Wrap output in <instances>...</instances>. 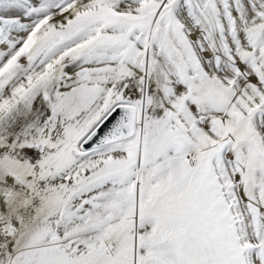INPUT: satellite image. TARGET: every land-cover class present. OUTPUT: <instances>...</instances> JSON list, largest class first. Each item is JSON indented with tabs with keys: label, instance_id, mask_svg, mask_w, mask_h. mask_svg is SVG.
<instances>
[{
	"label": "snow or ice",
	"instance_id": "snow-or-ice-1",
	"mask_svg": "<svg viewBox=\"0 0 264 264\" xmlns=\"http://www.w3.org/2000/svg\"><path fill=\"white\" fill-rule=\"evenodd\" d=\"M0 264H264V0H0Z\"/></svg>",
	"mask_w": 264,
	"mask_h": 264
}]
</instances>
